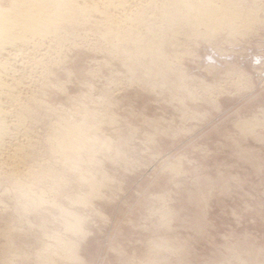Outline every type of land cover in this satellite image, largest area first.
Masks as SVG:
<instances>
[{
	"label": "rangeland",
	"instance_id": "374dc122",
	"mask_svg": "<svg viewBox=\"0 0 264 264\" xmlns=\"http://www.w3.org/2000/svg\"><path fill=\"white\" fill-rule=\"evenodd\" d=\"M152 1L20 70L29 156L0 161V264H264V0H222L240 22L211 32ZM55 123L83 148L55 154Z\"/></svg>",
	"mask_w": 264,
	"mask_h": 264
},
{
	"label": "bare ground",
	"instance_id": "6f19581e",
	"mask_svg": "<svg viewBox=\"0 0 264 264\" xmlns=\"http://www.w3.org/2000/svg\"><path fill=\"white\" fill-rule=\"evenodd\" d=\"M87 1L89 0H0V161L6 166H12L14 170H17L22 164L24 165L27 156H29L26 152V145L18 143L17 140L21 132L20 130L25 126L26 119L32 113V109L22 103L21 90L26 85L25 79L23 80L25 77L19 76L20 70H30L33 67H38L44 61V58L46 59L48 53L56 51L59 53L60 49L58 50V45L60 46L61 43L58 44V42L60 40L62 42L63 39H60L62 36H60V32H66L74 25L79 26L80 22L90 21L91 14L95 12L101 14L103 19L105 18L106 26H108L106 32L111 33L113 32L112 27H114L115 23L124 22V24H128L127 22L132 19L130 16H134L133 22L136 23L138 21L136 16L140 12L135 10L137 6L141 8L148 7L154 2L152 0H100L98 2L101 3L103 10H98L97 7H94L95 4L91 7L80 5V3L84 4ZM226 4L222 0H168L163 5V12L169 25L186 26L193 31H195L193 28L196 25H202L204 28L209 27L207 31L211 32L215 29L212 26L214 24H218L220 26L218 28L220 29L221 27L228 28L230 26H232V29L235 23L240 22L242 15L237 14L238 12H235V10L232 11L231 7ZM111 8L116 9V11L119 9L118 12L121 16L120 18L118 17V22L115 21L116 18L113 20V16L110 15L109 9ZM133 22L132 20L130 21L132 25ZM135 23L134 25H136ZM108 33L107 35H109ZM63 36L65 38V35ZM105 37L107 36L105 35ZM137 38L138 36L136 35L132 39L141 42ZM23 54H27V61L25 59L24 61L22 60ZM57 123L53 125V130L56 132L53 134V152L65 158L67 150H75L74 152H76V150L82 149L84 137L81 128L77 125H69L68 123ZM243 127L247 128L249 126L243 124ZM23 136L25 137V135ZM68 156L66 157L67 159L71 157ZM67 159H64V165ZM61 160H63V157ZM70 160H67V163ZM71 163L69 164L71 165ZM70 228L71 230H75L77 225H70Z\"/></svg>",
	"mask_w": 264,
	"mask_h": 264
}]
</instances>
